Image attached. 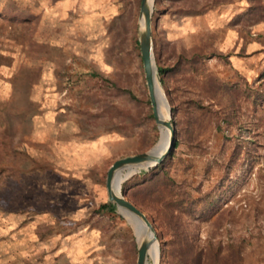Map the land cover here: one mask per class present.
I'll return each instance as SVG.
<instances>
[{"label": "rangeland", "instance_id": "374dc122", "mask_svg": "<svg viewBox=\"0 0 264 264\" xmlns=\"http://www.w3.org/2000/svg\"><path fill=\"white\" fill-rule=\"evenodd\" d=\"M218 3L154 0L178 146L152 180L119 174L160 264H213L231 244L264 264V21H242L246 0ZM139 20L140 0H0V264H136L106 176L162 139Z\"/></svg>", "mask_w": 264, "mask_h": 264}, {"label": "water", "instance_id": "95a60500", "mask_svg": "<svg viewBox=\"0 0 264 264\" xmlns=\"http://www.w3.org/2000/svg\"><path fill=\"white\" fill-rule=\"evenodd\" d=\"M154 0L150 4L149 0H140V20L138 25V44L140 49L141 60L143 64L144 76L146 86L148 90V96L152 107L153 118L158 127L167 128L171 133L170 147L163 153L159 154L158 143L147 153L139 154L136 156L124 158L116 161L109 168L106 176V191L109 203L116 206V208L122 209L134 217L138 218L147 228L148 237L146 236L137 245V261L136 264H147L148 250L153 242L157 240L154 227L137 207L130 203L121 194V186L114 185V175L117 171L128 166H139L141 164H151L147 169H142L145 172H150L161 165L167 156L173 150L175 142V130L171 123V118L163 120L158 114V96L156 90V84L159 82L158 71L155 65L153 54V41H152V14H153ZM143 20V24H142ZM116 189V190H115Z\"/></svg>", "mask_w": 264, "mask_h": 264}, {"label": "bare ground", "instance_id": "6f19581e", "mask_svg": "<svg viewBox=\"0 0 264 264\" xmlns=\"http://www.w3.org/2000/svg\"><path fill=\"white\" fill-rule=\"evenodd\" d=\"M149 1L151 4L153 0H149ZM142 24H143V20H142ZM156 90H157V96H158V100H159L158 114H159L161 119L168 120L170 118V115H171L170 105H169L168 99H167V97H166V95H165V93H164L159 82H157V84H156ZM160 128H161V133H162V139H161V142H159L157 144L158 145L157 151L159 154H163L170 147L171 133L167 128H164V127H160ZM149 166H152V165L151 164H141L139 166H128L125 168L130 169L131 173H132V171H135L137 173L142 169H147ZM125 168H123V169H125ZM123 169H121V170H123ZM121 170L117 171L116 174L114 175V185H115L116 189H117V186H119V185L121 186L122 183L126 179H128L130 177V174H131V173L128 174L125 179H122L120 174H119ZM120 212H122L126 217L130 218L131 224H132V226L135 230V233L139 239V243L146 236L148 237L147 228L144 225V223H142L138 218L134 217L132 214H129L128 212H126L122 209H120ZM148 257H150L152 259L153 264H160V257H162V256L160 253V244L157 240L151 244V246L148 250ZM147 264H148V260H147Z\"/></svg>", "mask_w": 264, "mask_h": 264}, {"label": "trees", "instance_id": "16d2710c", "mask_svg": "<svg viewBox=\"0 0 264 264\" xmlns=\"http://www.w3.org/2000/svg\"><path fill=\"white\" fill-rule=\"evenodd\" d=\"M246 1H247L248 7H247L244 15L241 16L242 21L246 25H255L257 23L263 22L264 21V1L263 0H246ZM222 3H223V0H219L218 5L222 4ZM166 72L167 71L165 69L158 67V74L160 76H163ZM177 146H178V142L175 141L172 151H175ZM157 168H158L157 170L153 171L150 174H146L145 172H141V175H146V176H148L149 180H152L155 178V175H157L156 173L158 171H160L159 172L160 174L162 173L161 172L162 164L159 165ZM148 181H146V182H148ZM132 204L138 208L136 202H134ZM109 207L111 210H114L116 206L113 204H109ZM211 255H212V258L215 255V257L212 260L213 264H242V247L239 244H231L230 245V252L225 259H217V254L211 253Z\"/></svg>", "mask_w": 264, "mask_h": 264}]
</instances>
